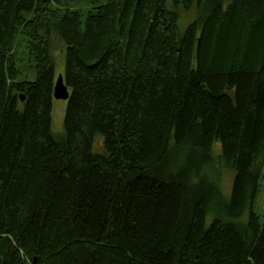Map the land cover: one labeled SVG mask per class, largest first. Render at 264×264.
I'll return each mask as SVG.
<instances>
[{
	"label": "trees",
	"instance_id": "1",
	"mask_svg": "<svg viewBox=\"0 0 264 264\" xmlns=\"http://www.w3.org/2000/svg\"><path fill=\"white\" fill-rule=\"evenodd\" d=\"M263 167L264 0H0V264H264Z\"/></svg>",
	"mask_w": 264,
	"mask_h": 264
},
{
	"label": "rangeland",
	"instance_id": "2",
	"mask_svg": "<svg viewBox=\"0 0 264 264\" xmlns=\"http://www.w3.org/2000/svg\"><path fill=\"white\" fill-rule=\"evenodd\" d=\"M180 15H181L180 22L182 28H184L188 22L192 21L195 18L196 9L193 8L190 10H180ZM64 51H65V45L62 39L55 32L52 33L51 54L55 61L56 77L60 73H63L64 71V66H65ZM27 62H28V56L25 53V63ZM66 107H67V100L54 98L53 106H52V130L54 134L58 137L64 136V116H65ZM101 140L103 141L101 136L96 137L95 142L97 141L96 142L97 150L102 149ZM221 149H222L221 142L215 141L213 144L214 156H218L219 154H221ZM217 160L219 161L216 163L215 171L214 170L210 171L211 176L216 175L219 178L224 200L228 202L232 194V186H233L235 171L233 170V168L227 166L223 161H220V159ZM263 173H264V167H263ZM214 178L216 177L214 176ZM254 210L261 215V219L264 222V174L261 180L260 191L254 204ZM215 213H216L215 211H210L208 213L206 218L207 225L212 221ZM246 218H247V213L244 215L243 220H245Z\"/></svg>",
	"mask_w": 264,
	"mask_h": 264
},
{
	"label": "water",
	"instance_id": "3",
	"mask_svg": "<svg viewBox=\"0 0 264 264\" xmlns=\"http://www.w3.org/2000/svg\"><path fill=\"white\" fill-rule=\"evenodd\" d=\"M69 97H70V89H69L68 85L65 82L64 74L60 73L55 78L54 98L55 99L68 100Z\"/></svg>",
	"mask_w": 264,
	"mask_h": 264
}]
</instances>
